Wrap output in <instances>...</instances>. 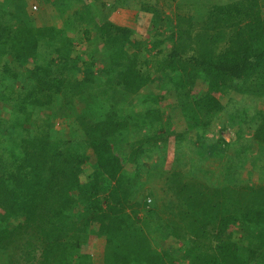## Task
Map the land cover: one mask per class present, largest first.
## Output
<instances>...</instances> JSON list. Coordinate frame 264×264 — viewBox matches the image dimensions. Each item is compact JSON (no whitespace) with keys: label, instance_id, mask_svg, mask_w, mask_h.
<instances>
[{"label":"trees","instance_id":"trees-1","mask_svg":"<svg viewBox=\"0 0 264 264\" xmlns=\"http://www.w3.org/2000/svg\"><path fill=\"white\" fill-rule=\"evenodd\" d=\"M9 1L0 264H264V0H58L75 35Z\"/></svg>","mask_w":264,"mask_h":264},{"label":"rangeland","instance_id":"rangeland-1","mask_svg":"<svg viewBox=\"0 0 264 264\" xmlns=\"http://www.w3.org/2000/svg\"><path fill=\"white\" fill-rule=\"evenodd\" d=\"M33 1H37V2L34 3ZM57 1L58 0H55L54 2L53 1L47 2L46 4H48V7H43L41 0H28L25 5L24 4L22 5V7H26L27 8L26 12L28 14H33L34 17H39L41 15H43L44 18L46 17V19H45L46 22H43V20H42V21L37 23L39 26H43V24L44 25H46V24L47 25H57V26L64 28L70 35H75L76 31H75V28L73 25V13H74L75 9L72 8V9L65 10L62 8V6H59V5L57 8V6H56ZM85 1H87L89 5H92V6H90L92 9H94L97 6L96 4L99 3L97 1H94V2H92L90 0H85ZM227 1L228 0H221V2L223 4ZM67 2H68V0H67ZM9 3H10V1H9ZM9 3H7V1L4 3L3 2L1 3V1H0V9L8 7ZM93 4H95V5L93 6ZM81 5H83L82 2L80 3L79 6H81ZM111 5L112 4H110L109 6L111 7ZM37 6L39 7V9L34 11V7H37ZM53 7H55V8H53ZM98 7H99L98 9H100V11L103 12L102 13L103 16L98 17V19L101 22L102 18H106L109 15V11H108L109 9H108V7L103 8L101 5H99ZM26 12H25V14H21V17H25L27 14ZM127 12L135 15L137 13V10H136V8H134L133 10L126 11V13L124 15H126ZM166 12L170 13V10L167 9ZM115 13H116V11L114 12V14L111 13L112 17L117 16ZM117 14H118V12H117ZM52 17H53V19H52ZM26 18L29 19L27 16H26ZM123 20H125V19H123ZM144 21L146 22L147 20L144 19ZM144 32L145 31L143 29L138 28L137 36H139V37L142 36L143 34H145ZM78 50H79V48H77V51ZM151 90H152V88H151ZM224 101H226V100H224ZM5 114H8L7 110H5ZM70 126H71L70 121H58V122L54 123L53 128H54V131L59 136L63 135V136H65V138H67V136L70 134V131H71ZM175 127L177 130H183L184 124L182 122L177 121V124L175 125ZM219 132L226 139H231V137H232L231 132L229 130H227L226 128L220 127ZM235 149H236V147H232V149H230L228 151H222L221 154L216 157V160L221 161L225 158L226 155H235ZM255 153H256L257 157L262 158V160L259 162V165L261 167L264 166V155H262V152L256 150ZM174 158H175V147H174V142H173L169 148V151H168V157H167V163L168 164L165 166L166 169L171 168V165H172ZM255 160H256L255 157H250L247 155V161H245V163H243L244 169H241L242 174H241V177L239 178V181H242V179H244L247 183H253V184L258 183L259 174L253 173V176L250 177V176H248V173H247L248 170H254L253 165L255 163ZM127 169L130 170V166ZM131 172H133V171H131ZM164 177H165V175H164ZM150 178L152 179V177H150ZM153 180H154V182L150 183L149 178L145 177L146 186L149 189L153 190V192H157V194H159L161 192V189L163 187H165L164 179H156V177L154 176Z\"/></svg>","mask_w":264,"mask_h":264},{"label":"crops","instance_id":"crops-1","mask_svg":"<svg viewBox=\"0 0 264 264\" xmlns=\"http://www.w3.org/2000/svg\"><path fill=\"white\" fill-rule=\"evenodd\" d=\"M1 1V3L3 2H6L7 1V3H8V1L9 0H0ZM42 1V0H41ZM53 2L55 1V0H52ZM47 3V1H42V6L43 7H48V4H46ZM6 8V7H5ZM53 8H55V7H53ZM4 9V8H3ZM25 8H18V14H19V17L20 18H22L21 17V14H25ZM54 15V14H53ZM46 17L44 18V16L43 15H41V16H39V17H37V23L38 22H40V21H42L43 20V22H46ZM38 25V24H37ZM47 25V24H46ZM39 26V25H38ZM43 26H45L44 24H43ZM41 27V26H40ZM154 176L156 177V179H164V183H165V181H166V179H165V177L163 176V175H160V174H151V175H149L148 176V178H149V182L150 183H152V182H154V180H153V178H154ZM150 177H152V179L150 178ZM150 187V186H149Z\"/></svg>","mask_w":264,"mask_h":264},{"label":"clouds","instance_id":"clouds-1","mask_svg":"<svg viewBox=\"0 0 264 264\" xmlns=\"http://www.w3.org/2000/svg\"><path fill=\"white\" fill-rule=\"evenodd\" d=\"M36 8V9H35ZM39 9V7L37 6V7H34V11H36V10H38ZM229 140V139H228ZM152 201V198H149V200H148V202H151Z\"/></svg>","mask_w":264,"mask_h":264},{"label":"built area","instance_id":"built-area-1","mask_svg":"<svg viewBox=\"0 0 264 264\" xmlns=\"http://www.w3.org/2000/svg\"><path fill=\"white\" fill-rule=\"evenodd\" d=\"M36 9V8H35Z\"/></svg>","mask_w":264,"mask_h":264}]
</instances>
